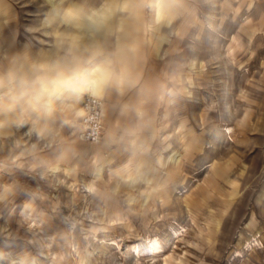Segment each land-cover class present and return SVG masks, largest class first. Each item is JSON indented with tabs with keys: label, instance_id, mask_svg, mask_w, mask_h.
<instances>
[{
	"label": "rangeland",
	"instance_id": "obj_1",
	"mask_svg": "<svg viewBox=\"0 0 264 264\" xmlns=\"http://www.w3.org/2000/svg\"><path fill=\"white\" fill-rule=\"evenodd\" d=\"M3 1L0 264H264V0Z\"/></svg>",
	"mask_w": 264,
	"mask_h": 264
},
{
	"label": "built area",
	"instance_id": "obj_2",
	"mask_svg": "<svg viewBox=\"0 0 264 264\" xmlns=\"http://www.w3.org/2000/svg\"><path fill=\"white\" fill-rule=\"evenodd\" d=\"M79 127L80 137L90 143L96 142L104 133L103 99L99 95L87 93L84 96Z\"/></svg>",
	"mask_w": 264,
	"mask_h": 264
},
{
	"label": "bare ground",
	"instance_id": "obj_3",
	"mask_svg": "<svg viewBox=\"0 0 264 264\" xmlns=\"http://www.w3.org/2000/svg\"><path fill=\"white\" fill-rule=\"evenodd\" d=\"M48 1L51 4V6H52L53 9H57V7H55V5L53 4L54 3L53 2L54 0H48ZM82 1H87V3L89 2V5H92V7H94L96 5V0H78L76 2L75 1H70L69 2L70 5H68V11H70V12L68 13V15H71V14H74V13L77 14V15H79L81 9L83 8ZM107 1H109L110 3H112L111 0H107ZM84 5H86V3ZM96 92H97L96 89H92V92H90V93L95 94ZM95 95H97V94H95Z\"/></svg>",
	"mask_w": 264,
	"mask_h": 264
},
{
	"label": "crops",
	"instance_id": "obj_4",
	"mask_svg": "<svg viewBox=\"0 0 264 264\" xmlns=\"http://www.w3.org/2000/svg\"><path fill=\"white\" fill-rule=\"evenodd\" d=\"M2 1H3V0H2ZM2 1H0V6H1V5L3 4V2H4V1H3V2H2ZM10 10H11L10 8H7V9H6V12H7V11H10ZM111 48H112V47H111ZM117 49H118V48H117ZM108 50H109V49H108ZM108 50L105 52V54H108V53H107ZM109 51H111V50H109ZM105 57H107V56H105ZM122 66H123L122 68H125V64H122ZM82 68H83V67H82ZM82 68H81V69H82ZM81 69H80V70H81ZM122 75H123V74H122ZM90 81H91V82H90V84H89L88 89H89V88L91 89V86H94V84H95V80H92V79H91ZM90 89H89V91H90Z\"/></svg>",
	"mask_w": 264,
	"mask_h": 264
}]
</instances>
